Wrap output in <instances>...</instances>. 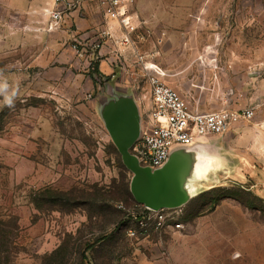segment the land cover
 <instances>
[{
  "label": "rangeland",
  "instance_id": "1",
  "mask_svg": "<svg viewBox=\"0 0 264 264\" xmlns=\"http://www.w3.org/2000/svg\"><path fill=\"white\" fill-rule=\"evenodd\" d=\"M78 1L0 0V212L19 225L13 264H135L139 239L170 237L166 229L130 239L127 232L137 226L129 218L117 233L113 223L100 228L99 208L91 200L72 213L39 210L32 202L45 189L92 193L90 187L97 185L113 192L116 201L107 203L121 212L120 220L127 216L120 205L141 212L130 199L120 200L121 174L130 181L132 174L120 168L122 159L101 109L112 98L132 96L141 128L146 126L148 84L143 77L126 82L121 66L113 70L115 78L100 68L104 78H94L97 51L88 47L84 57L78 56L82 46L71 37L78 31L75 22L66 32L50 30L52 11L76 12L80 23L90 25L85 28L89 41L95 40V21L86 16L94 11ZM172 6L173 17L156 40L153 67L147 70L153 69L194 109L217 112L236 106L254 112L252 120L206 137L205 148L200 142L181 148L201 147L223 165L204 178L193 173V196L180 208L183 228L174 242L181 251L187 241L198 264H264V0H175ZM181 23L180 29L173 26ZM185 43L205 45V52L191 54L217 66L175 70L179 52L174 49ZM237 61L244 65L232 68ZM89 213L95 214L92 222ZM105 235L111 236L105 244L85 250Z\"/></svg>",
  "mask_w": 264,
  "mask_h": 264
},
{
  "label": "built area",
  "instance_id": "2",
  "mask_svg": "<svg viewBox=\"0 0 264 264\" xmlns=\"http://www.w3.org/2000/svg\"><path fill=\"white\" fill-rule=\"evenodd\" d=\"M89 4H96L102 9L105 16L116 21L123 30L122 43L132 46V35L137 31L130 16V8L134 0H79ZM52 23L50 30L58 28L63 21V12L54 10L51 12ZM111 37L110 32H100V39L85 45L77 39L81 50L77 49L79 57L85 56V48L91 47L99 52L104 42ZM79 40V41H78ZM137 62L143 69V78L148 84L149 94V118L146 126L141 129V135L133 147L134 155L142 167L152 170L162 168L169 160L171 154L182 147H189L200 139L213 135L227 133L233 125L241 121H250L254 117L252 110H224L201 114L194 112L189 103L165 81L149 65L144 55L137 54ZM141 101V100H138ZM140 206V205H139ZM119 209L125 211L127 218L135 222L137 229L129 230L130 239L147 237L150 232H161L166 229L180 231L183 224L180 222L181 209H163L154 211L144 206L138 208L140 213L128 211L124 205Z\"/></svg>",
  "mask_w": 264,
  "mask_h": 264
},
{
  "label": "crops",
  "instance_id": "3",
  "mask_svg": "<svg viewBox=\"0 0 264 264\" xmlns=\"http://www.w3.org/2000/svg\"><path fill=\"white\" fill-rule=\"evenodd\" d=\"M175 0H134V3L129 6L130 16L133 20V25L137 27V31L132 35L133 43L132 46H126L122 43L124 38L123 30L120 28L116 21L109 19L104 15L102 9L96 4H89L86 2H80L79 4H84V7H90L91 10L87 11L86 16L88 19L95 21L93 25V32L96 36L94 41H89L90 32L86 31L87 24L83 25L80 23V17H77L76 12H71L69 14H63V21L60 23L58 28L54 30H60L61 32H66L69 26H73L75 22L77 26L76 36L71 35V37H77V39L82 40L85 45H90L91 43L100 39V32L103 30H108L111 37L104 42L101 50L97 52V59L99 60V68L101 73L112 76L115 78L116 75L113 72L115 67L121 66L120 75H124L127 79L126 82L132 83L136 78L143 77V72L141 65L137 62V54L144 55L145 59L150 62V58L156 56L154 46L156 40L159 39L160 35L165 33L167 24L169 20L172 19V8ZM97 10L100 12V17L98 18ZM82 20V19H81ZM180 25L174 24L175 28L180 29ZM175 53L179 52V56L175 55V70L179 68L182 69L190 68V70L198 71L200 69L205 70L208 67H216L217 61L214 63H209L208 61H202V56L198 60H195L197 56H194V52L202 53L206 51L205 45L185 43L180 44L179 48H175ZM189 52L187 55L185 53ZM184 53V54H183ZM179 57V58H178ZM188 65L183 62H187ZM232 68L243 66L244 62H231ZM140 73H136V71ZM182 75V74H181ZM229 75V74H228ZM227 75V76H228ZM185 76V75H184ZM136 81V80H135ZM174 89V88H173ZM176 90V89H175ZM177 91V90H176ZM178 92V91H177ZM179 93V92H178ZM182 97L183 95L179 93ZM185 100L186 98L183 97ZM197 98V97H196ZM195 98V99H196ZM187 101V100H186ZM190 107L191 104L189 103ZM229 110L239 111L242 109H235L236 106H228ZM147 109V107H146ZM194 112L206 114L216 111H203L200 109H194ZM199 142L204 146H207L208 140L206 138L200 139ZM198 142V143H199ZM180 231L169 230L166 234L173 238L168 242V238L165 236H156L154 238L147 237L139 239L137 248L134 252L135 264H198L197 257L191 254L190 247L187 241L185 245L181 247V251H178V245L174 242L178 233Z\"/></svg>",
  "mask_w": 264,
  "mask_h": 264
},
{
  "label": "water",
  "instance_id": "4",
  "mask_svg": "<svg viewBox=\"0 0 264 264\" xmlns=\"http://www.w3.org/2000/svg\"><path fill=\"white\" fill-rule=\"evenodd\" d=\"M105 127L116 146L122 163L132 174L130 191L135 202L154 211L177 209L192 199L189 181L196 171V154L201 147L175 150L160 169L142 167L132 149L141 135V114L132 96H120L101 109Z\"/></svg>",
  "mask_w": 264,
  "mask_h": 264
},
{
  "label": "trees",
  "instance_id": "5",
  "mask_svg": "<svg viewBox=\"0 0 264 264\" xmlns=\"http://www.w3.org/2000/svg\"><path fill=\"white\" fill-rule=\"evenodd\" d=\"M99 65L95 64L93 69V77L97 75L100 79H103L104 76L99 71ZM95 78V77H94ZM95 85L98 84L97 79L94 80ZM120 168L126 172L127 169L124 165L119 162ZM121 180L123 185V197L120 200L127 202L129 199L135 204L136 208H140V206L135 202L133 196L130 192V179L128 175L125 173L121 174ZM92 193H86L85 191H81L79 189L73 188L69 191H57L53 189H45L40 191L35 197H32L33 204L37 207V209L42 210L45 207L50 208V210L58 211L61 213H72L81 206H85L88 201H93V206H97L99 208V217L102 221H98L99 227H103L108 223L116 224L115 233L121 230V227L124 226V222L126 221L127 216L120 220V211L115 209L111 204L107 203V201H116V198L111 197L113 192L107 194L104 192V189L99 188V186L94 185L90 187ZM211 193L210 191L204 192L198 196V198L205 197L207 194ZM81 194V196L79 195ZM117 192L115 193V196ZM198 200V199H197ZM101 202V203H100ZM100 203V206H99ZM215 205V204H214ZM216 205L218 203L216 202ZM213 208V207H212ZM201 211L198 212L200 214ZM95 217L94 213H89L88 218L92 222ZM19 234V225L16 220L6 219L0 212V264H13L15 261V257L18 254L17 248V239ZM112 236V234H111ZM111 236L105 235L95 239L94 242L87 243L85 250L92 251L95 248L99 247L106 243ZM84 260H88L85 254L83 255Z\"/></svg>",
  "mask_w": 264,
  "mask_h": 264
},
{
  "label": "bare ground",
  "instance_id": "6",
  "mask_svg": "<svg viewBox=\"0 0 264 264\" xmlns=\"http://www.w3.org/2000/svg\"><path fill=\"white\" fill-rule=\"evenodd\" d=\"M206 152L207 151H205V149H202V151L200 152L201 154L197 153L195 156L196 175L199 178H204L210 170H216L223 165L222 161L219 158L211 156Z\"/></svg>",
  "mask_w": 264,
  "mask_h": 264
}]
</instances>
